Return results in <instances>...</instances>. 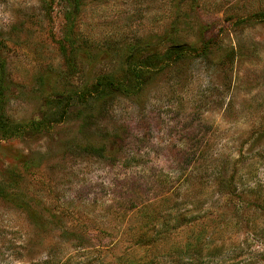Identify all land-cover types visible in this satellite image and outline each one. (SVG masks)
<instances>
[{
    "label": "rangeland",
    "instance_id": "rangeland-1",
    "mask_svg": "<svg viewBox=\"0 0 264 264\" xmlns=\"http://www.w3.org/2000/svg\"><path fill=\"white\" fill-rule=\"evenodd\" d=\"M264 264V0H0V264Z\"/></svg>",
    "mask_w": 264,
    "mask_h": 264
},
{
    "label": "trees",
    "instance_id": "trees-1",
    "mask_svg": "<svg viewBox=\"0 0 264 264\" xmlns=\"http://www.w3.org/2000/svg\"><path fill=\"white\" fill-rule=\"evenodd\" d=\"M181 264H189L188 262H186V263H181Z\"/></svg>",
    "mask_w": 264,
    "mask_h": 264
}]
</instances>
